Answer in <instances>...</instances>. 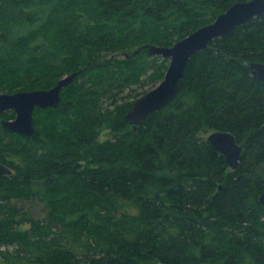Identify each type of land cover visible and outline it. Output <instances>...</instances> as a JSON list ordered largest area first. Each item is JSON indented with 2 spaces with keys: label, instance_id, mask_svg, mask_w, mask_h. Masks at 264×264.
Returning a JSON list of instances; mask_svg holds the SVG:
<instances>
[{
  "label": "trees",
  "instance_id": "trees-1",
  "mask_svg": "<svg viewBox=\"0 0 264 264\" xmlns=\"http://www.w3.org/2000/svg\"><path fill=\"white\" fill-rule=\"evenodd\" d=\"M236 1L0 0V93L84 69L57 108L34 110L33 135L0 126L12 170L0 264H264V82L246 65L264 63V14L192 55L178 94L136 129L123 119L168 64L144 46H170ZM213 130L242 144L236 168Z\"/></svg>",
  "mask_w": 264,
  "mask_h": 264
},
{
  "label": "water",
  "instance_id": "water-1",
  "mask_svg": "<svg viewBox=\"0 0 264 264\" xmlns=\"http://www.w3.org/2000/svg\"><path fill=\"white\" fill-rule=\"evenodd\" d=\"M263 14L264 0L236 1L216 15L211 22L200 26L170 46L145 45L144 48L148 56L166 58L168 64L162 79L132 101L123 115L125 122L136 129L148 115L165 107L178 94L180 80L192 55L205 49L213 39L226 35L236 26L247 23L254 17H260ZM123 56L128 58L129 54L124 53ZM246 65L255 79L264 82V63L250 62ZM83 70L82 68L65 74L50 88L0 93L1 128L21 136L33 135L35 132L34 110L57 108L61 103V90L71 85ZM7 110L14 112L12 118L1 117V114ZM262 129L264 130V127ZM206 140L224 156L230 168H236L243 146L236 142L230 132L209 131ZM262 157L264 158V147ZM11 172L9 167L0 162V174L7 175ZM259 200L264 206V192L261 193Z\"/></svg>",
  "mask_w": 264,
  "mask_h": 264
},
{
  "label": "rangeland",
  "instance_id": "rangeland-1",
  "mask_svg": "<svg viewBox=\"0 0 264 264\" xmlns=\"http://www.w3.org/2000/svg\"><path fill=\"white\" fill-rule=\"evenodd\" d=\"M148 88H150V84H145V85H143V86H140V87H137L136 88V91L137 92H141L142 90H146V89H148ZM128 99H130V95L128 96H126ZM111 136V134L107 131V130H105V131H103L101 134H100V136H99V140H104V139H106L107 137H110ZM24 207H25V209H27L28 211L29 210H31V211H33V210H36V208L37 207H34V206H32L31 204H29V202H26V201H24V202H22L21 203ZM38 209V208H37ZM37 211H39V210H37ZM30 212V211H29ZM27 227V224H24V225H22L21 226V228H26ZM146 264H156L155 262H150V263H146Z\"/></svg>",
  "mask_w": 264,
  "mask_h": 264
},
{
  "label": "bare ground",
  "instance_id": "bare-ground-1",
  "mask_svg": "<svg viewBox=\"0 0 264 264\" xmlns=\"http://www.w3.org/2000/svg\"><path fill=\"white\" fill-rule=\"evenodd\" d=\"M68 74V73H67ZM64 76V75H63ZM65 88V87H64Z\"/></svg>",
  "mask_w": 264,
  "mask_h": 264
}]
</instances>
